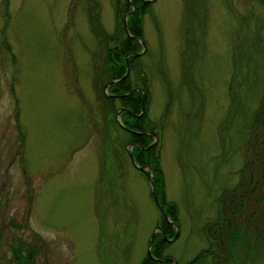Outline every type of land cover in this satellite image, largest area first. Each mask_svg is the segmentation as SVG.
Listing matches in <instances>:
<instances>
[{"label": "rangeland", "instance_id": "374dc122", "mask_svg": "<svg viewBox=\"0 0 264 264\" xmlns=\"http://www.w3.org/2000/svg\"><path fill=\"white\" fill-rule=\"evenodd\" d=\"M96 1L98 8L92 0H0V264L16 263L18 238L36 248L33 264H141L162 226L148 179L130 162V136L114 123L117 111L108 139L103 133L96 86L109 81L89 19L98 14L112 33L115 15L113 0ZM193 7L201 10L187 17L184 0L150 2L133 89L145 93L141 115L163 127L154 145L161 197L175 205L168 218L179 228L165 258L213 264L219 252L231 264H264V154L255 163L251 148L264 149V130L251 135L264 119V5Z\"/></svg>", "mask_w": 264, "mask_h": 264}, {"label": "trees", "instance_id": "16d2710c", "mask_svg": "<svg viewBox=\"0 0 264 264\" xmlns=\"http://www.w3.org/2000/svg\"><path fill=\"white\" fill-rule=\"evenodd\" d=\"M144 1L145 0H130L129 2L128 0H113L115 27L112 33H107L103 29L98 14L90 15L89 24L91 27V32L94 35V37H96V39L98 40L99 47L101 48L104 54L103 63L101 65V71L104 73L106 81L117 80L114 84H111L108 87V93H111L110 96H107L102 91L101 86H99V88L96 86V90L99 94V98L101 101L100 102L101 114L105 118L103 133L107 136V139L110 132L109 128L111 127L109 123L110 115H113V113L115 115L117 111L114 104L115 101H118L119 103L118 108L123 107L129 111V112H123L121 114V122L123 126H121L114 119L113 116L114 123L117 125L119 129H122L130 136V142L132 144V153L137 164L147 165L151 168V171L153 173L152 176L153 184L155 186L158 198L161 199L160 200L161 205L163 209L168 213L169 218L175 219V214L172 213V210L175 209V205L170 202L168 203L162 201V197H161L162 194L161 188L164 184V178L159 162L158 147H156L157 146L156 145L148 149H145V147H147L153 140V136L151 133H144V132L147 131L154 132L155 134L158 135L160 134L159 131H161L163 127L162 126L157 127L158 126L157 122L152 123L146 114V110L143 115H141L140 117L137 116V114H139L141 110V92L134 91L130 93V91H132L134 88L140 87L139 84L136 82V80L137 77L140 76V71H138L137 68L140 67V65L138 64L140 59V55H138V52L141 46L138 41L131 39L130 35L142 38L143 16L147 12V9L150 7V2L145 3ZM255 1H258L259 3L264 5V0H255ZM92 2H94L93 4L94 8L95 5L98 8V3H96L97 1L92 0ZM198 3L199 0H184L185 12L187 17L194 16V14L198 10H201L196 7H193L195 6V4L198 7ZM133 8H134L133 12L128 15V13ZM126 15H128L127 16L128 33L126 32L123 23ZM189 33L190 31L187 29L186 35L190 36ZM110 43L113 44L112 46L114 47L113 49L109 47ZM127 54H129L128 62H129L130 70L128 75L122 78V76L125 74L127 67L126 57H125ZM262 102H264V92H263ZM262 106L260 110L264 114V108H262ZM15 111L18 112L17 108ZM168 113H169V108L166 107L165 112L160 116V120H158V122L165 121L167 119ZM16 118L18 119L17 116ZM255 128H260L261 132L263 133L264 119H262L259 123L255 124L251 132V135H254V137H256L255 136L256 133L253 132ZM20 135H21L20 141L22 143L24 142V135L22 133H20ZM259 141H260L259 145L264 144L263 140L260 139ZM251 148L254 150L255 153L252 161L256 163L259 159L263 158L264 149L261 148L260 153H258V151L255 150L256 147H251ZM252 161L249 164H251ZM263 168H264V163H263ZM263 168H262L263 172H262L261 184L264 183ZM140 172H142V174H144L146 177L148 176V173L146 171H140ZM250 175L251 174L249 173L247 176L246 185H248V182L252 181ZM237 207L238 204H231L229 205V208H227L228 210L227 214L229 216V222L227 224H229L230 226L232 225L231 219L235 217L237 214ZM250 208H248V210ZM259 208L260 206L258 204V208L255 206L253 210L251 209L249 210L250 218L253 217L256 209ZM162 216L163 215H161V217ZM163 218L164 217H162L164 224L163 223L161 224L162 231L155 235L153 239V243L151 245L152 256H149L148 253H146V256L141 261V264H170V262L167 259L159 260L166 257V255L164 254V250L168 244L166 238L173 236V234L171 235L170 232L167 231V227L171 226L170 223H168L165 220V218L164 219ZM252 222L253 221L250 220L247 223L248 224L250 223L251 225ZM258 226H260L259 228H262L260 229L261 230L260 239L264 243V234H263L264 212H262L259 217ZM233 230L232 228H230L229 231L230 235H231L230 232H233ZM212 235H214L213 239L215 240H218L220 237V236L219 237L215 236V234ZM11 247L13 249V257L16 260L15 264H33V260H34L33 255L36 252L35 247H33L29 243L27 244L25 241L21 240L20 238L15 240V242L11 245ZM212 256L214 257L212 262L213 264H231L230 255L224 256L222 253L216 252L215 255ZM197 258H195L192 263H184V264H193V263L201 264L199 262H196Z\"/></svg>", "mask_w": 264, "mask_h": 264}, {"label": "water", "instance_id": "95a60500", "mask_svg": "<svg viewBox=\"0 0 264 264\" xmlns=\"http://www.w3.org/2000/svg\"><path fill=\"white\" fill-rule=\"evenodd\" d=\"M128 1L130 2V0H128ZM152 1H153V0H145L144 2H145V3H148V2H152ZM133 10H134V8L131 9V11L128 13V15L131 14V13L133 12ZM126 21H127V17L124 18V28H125L126 32L128 33V30H127V28H126ZM128 35H129V34H128ZM130 37H131L132 39H134V40L139 41V42L141 43V45H142V50H141L138 54H142V53H144V52H145V49H146V46H145L144 41L141 40L140 38L136 37V36H131V35H130ZM126 62H127V67H126L125 74L122 76V78L125 77V76L128 74V72H129L128 54H127V56H126ZM116 81H117V80H111V81H109V82H107V83H105V84L103 85V88H102V89H103L104 93H105L107 96H109L110 93H107V92H106V89H107L111 84H114ZM136 90H137V89H135V90H133V91H136ZM141 92H142V109H141L140 114H138L137 116H140V115L143 113V110H144V99H145V93H144L143 91H141ZM122 112H129V111H127V110H126L125 108H123V107H121V108L118 109V111H117V113H116V120H117V122H118L121 126H123V125H122V122L120 121V115H121ZM144 133H151V134L153 135V141H152V142H151V143L145 148V149H148V148H150V147H152V146H154V145L156 144V142H157V140H158V136H157V134H155L154 132H144ZM128 154H129V158H130V161H131V164L133 165V167H135L136 169H138V170H140V171H146V172L148 173L147 178H148V183H149V186H150V192H151V194H152V198H153V200H154L156 206H157L158 209L161 211V213H162V215L165 217V219H166L168 222H170L171 224L175 225V226H176V229H177V231H176V233L174 234V236H173L172 238H170V239H167V241H173V240H175V238H176L177 235H178V229H179V228H178V225H176L173 221H170V220H169L167 213H166V212L164 211V209L162 208V205H161V203H160V201H159V199H158V196H157V192H156L155 186H154V184H153V180H152L153 173H152V171H151V168H150L149 166H147V165H138L137 162H136V160H135V158H134V156H133L132 151L129 150V151H128ZM157 231H160V227H159V226L156 227V228L154 229V231H153V233H152V235H151L150 241H149V243H148V246H147V253H148L149 256H152V254H151V245H152V242H153L154 236H155V234H156ZM168 259H169L173 264H176V260H175V259H172V258H168Z\"/></svg>", "mask_w": 264, "mask_h": 264}, {"label": "flooded vegetation", "instance_id": "af4514ba", "mask_svg": "<svg viewBox=\"0 0 264 264\" xmlns=\"http://www.w3.org/2000/svg\"><path fill=\"white\" fill-rule=\"evenodd\" d=\"M225 213V212H224ZM169 217V216H168ZM165 218V217H164ZM166 220V219H165ZM167 221V220H166ZM168 222V221H167ZM168 223H170V222H168ZM225 223V222H224ZM243 223V222H242ZM253 223L255 224V222L253 221ZM171 224V223H170ZM244 224V223H243ZM160 230H161V227H160ZM242 230H244V228H243V226H241L240 225V231H242ZM162 231V230H161ZM160 231V232H161ZM212 233V232H211ZM214 233H216V230L214 229ZM163 259H165V258H162L161 260H163ZM168 260V259H167ZM169 261V260H168ZM170 262V261H169ZM171 263V262H170ZM172 264V263H171ZM177 264V263H176Z\"/></svg>", "mask_w": 264, "mask_h": 264}]
</instances>
